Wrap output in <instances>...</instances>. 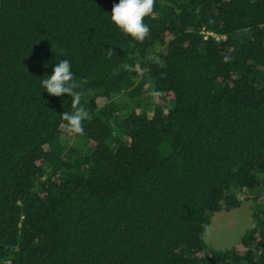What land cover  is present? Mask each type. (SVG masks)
<instances>
[{
	"label": "trees",
	"instance_id": "trees-1",
	"mask_svg": "<svg viewBox=\"0 0 264 264\" xmlns=\"http://www.w3.org/2000/svg\"><path fill=\"white\" fill-rule=\"evenodd\" d=\"M118 3L0 0V264H264V0H154L142 40ZM60 59L81 133L40 87ZM250 201L253 228L208 251Z\"/></svg>",
	"mask_w": 264,
	"mask_h": 264
},
{
	"label": "clouds",
	"instance_id": "clouds-1",
	"mask_svg": "<svg viewBox=\"0 0 264 264\" xmlns=\"http://www.w3.org/2000/svg\"><path fill=\"white\" fill-rule=\"evenodd\" d=\"M153 5L154 0H119L118 4L113 5L111 15H108L110 23L127 36L142 40L150 31L144 21L145 17L152 13ZM106 51L109 55L113 52ZM39 80L43 92L50 96L62 97L67 94L71 97L75 111L64 112L61 116L73 132H83L82 122L89 117V112L80 106L81 94L77 90L80 84L75 79L71 62L68 59L56 60L52 74L45 75Z\"/></svg>",
	"mask_w": 264,
	"mask_h": 264
},
{
	"label": "rangeland",
	"instance_id": "rangeland-1",
	"mask_svg": "<svg viewBox=\"0 0 264 264\" xmlns=\"http://www.w3.org/2000/svg\"><path fill=\"white\" fill-rule=\"evenodd\" d=\"M84 151L89 153L88 149ZM254 198L264 205V187L262 191L255 193ZM254 207L255 202L250 201L234 211L215 213L205 232L207 250H226L236 247L246 232L254 226L252 215Z\"/></svg>",
	"mask_w": 264,
	"mask_h": 264
}]
</instances>
